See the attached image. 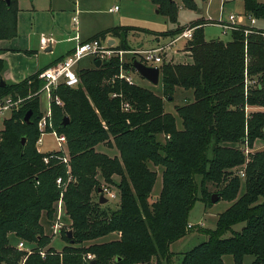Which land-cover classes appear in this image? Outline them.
Listing matches in <instances>:
<instances>
[{"label": "trees", "instance_id": "1", "mask_svg": "<svg viewBox=\"0 0 264 264\" xmlns=\"http://www.w3.org/2000/svg\"><path fill=\"white\" fill-rule=\"evenodd\" d=\"M149 1L170 22H176L173 0ZM180 1L190 8L191 0ZM242 7L264 18V0H242ZM17 11L15 0L9 6L0 0V39L16 34ZM204 24L195 20L188 25L195 28L185 41V61L162 60L157 66L159 95L122 79L111 81L118 72L117 57L101 60L97 67L93 61L90 69L78 68L75 87L59 84L52 90L51 124L65 136L68 170L59 155L34 147L40 116L36 115V95L25 99L12 119L4 121L0 135V264H150L151 257L169 258L168 246L185 234L192 204L200 200L204 206L210 205L212 193L231 203L217 214L215 227L203 232L206 238L182 253L179 264H223V255H230L232 264H242L245 255L251 256L249 264H264V149L245 159L239 148V144L251 146L256 138L264 139V112L244 115L245 105L264 106V47L258 36L243 38L240 31L232 32L226 42L206 41ZM184 27L159 34L172 37ZM129 29L135 28L115 26L91 39L109 33L118 38L115 48L127 50ZM121 65L134 72L130 63ZM3 67L0 59V80ZM39 71L20 82L0 85V97L31 95L40 86ZM244 73L253 81L246 90ZM177 89L190 92V98L174 107L180 128H176V117L164 111L163 102L171 101ZM124 103L127 109L122 108ZM29 109L30 123H20ZM63 116L65 124H61ZM159 135L164 136L162 141ZM22 136L26 137L24 146ZM99 142L114 147L117 155L96 152L94 146ZM149 164L160 168L161 183L151 202L156 171ZM242 167L243 177H239L236 172ZM113 174L119 178L118 203L116 209L107 210L98 198L92 202L89 193L97 189L93 176L112 182ZM67 175L74 178L62 193L71 236L66 237L65 230L61 233L69 246L61 252L46 250L41 257L38 250L48 237L39 218L41 213L52 218L53 203L61 190L55 179L60 177L63 182ZM208 183L216 189H208ZM236 223L242 224L238 230L232 228ZM110 232L117 238L83 245ZM11 237L34 243L30 253L11 245ZM86 253L92 258L86 259Z\"/></svg>", "mask_w": 264, "mask_h": 264}, {"label": "rangeland", "instance_id": "2", "mask_svg": "<svg viewBox=\"0 0 264 264\" xmlns=\"http://www.w3.org/2000/svg\"><path fill=\"white\" fill-rule=\"evenodd\" d=\"M91 1V2H90ZM176 5V22H170L167 17L162 13L158 12L157 6L151 3L149 0H80L79 9L82 10V13L78 15V33L83 36L92 30L93 26H117L118 24L128 25L134 27L135 29H129L125 35L126 43L128 47H147L156 42V39L159 42H166L169 39V35L162 36L159 32L167 31L174 29L175 27H184L188 26L191 22L197 20L198 22L207 23L205 19H225L228 13L234 11H242V0H223V3L220 5L221 0H191L190 8L182 5L180 0H173ZM194 2V3H193ZM116 5L118 10L115 13H110L108 11V7ZM203 18V19H202ZM199 19V20H198ZM180 32V31H179ZM158 33V34H155ZM203 38L208 40H221L223 42L230 40V33L223 32L222 29L215 24H204L202 27ZM156 36V37H155ZM244 47V44H243ZM171 49V50H170ZM166 51V54H163L162 60L170 61V62H183L187 58L183 55H186V43L185 40H179L175 46L171 47ZM176 50V51H175ZM127 54H122V58H125ZM79 68L90 69L92 67V57L87 56L83 58L78 63ZM132 77L136 84L139 86L146 87L150 89L154 94L159 95L161 93L160 83L156 85H151L144 78L139 76L136 72L132 73ZM187 91H182L177 89L170 100L164 99V111L172 113L175 118L176 128H180V120L176 116L174 107L183 103ZM6 96V95H4ZM4 96H1L0 99ZM36 98V115L42 114L46 107L50 108V101L44 97L43 93H39L35 96ZM190 98V97H187ZM170 99V98H169ZM24 102V101H23ZM23 102H21L16 108L10 110L4 115H0V123L2 125V129L4 128L3 123L6 120L12 119V113L18 112L23 106ZM57 106H61L62 104H55ZM251 111H262L264 112V106H253V105H245L244 112L245 116L248 115ZM23 120L20 121V123ZM0 130V135H1ZM21 131V130H20ZM20 132L18 135H21ZM164 136L159 135L158 139L162 141ZM244 146L247 147L248 151L244 153L242 150ZM36 150L49 151L54 153L56 156L61 155L56 152V145L52 135L44 134L42 137V142L37 145L34 144ZM64 154L66 161L63 162L66 165V169L68 170V154H67V145H64ZM239 148L241 152L247 159L249 153H253L254 151H259L264 149V139L256 138L251 146H248L246 143L239 144ZM94 150L98 153H103L109 157H113L117 155V150L114 147H109L104 142H99L94 146ZM54 157V155L52 156ZM62 162V161H61ZM243 166H245V160L243 162ZM150 169H154L156 171V178L153 183V186L150 191V196L148 201L151 202L157 196L160 189V168L154 167L149 164ZM240 169H243L240 168ZM111 181H106L103 177L96 175L93 176L95 187H106L110 190L114 196L108 198L106 195L102 194L103 197L106 198V202L101 203V207H108L107 210L116 209V205L118 203V190L116 184L118 183V176L113 174L111 175ZM74 178L70 175H67L65 180L64 187L59 191L58 198L54 201L53 207L54 212L51 219L46 218L44 213H41L39 222L42 226L43 234L48 237V242L39 248L40 256L46 252V250H52L55 252H61L62 248L65 246H69V244L65 243L63 240L62 230H69L67 226L70 223V220L65 212L64 203L62 200V193L65 190L68 181H72ZM208 189L214 190L216 187L213 184H207ZM101 189V188H100ZM242 190V188H241ZM239 194V193H238ZM238 196V195H237ZM89 197L92 202L96 201L98 198V193L96 190H93L89 193ZM231 202L219 199V197L213 202H210V205L204 206V204L200 200H195L192 204L191 208L187 214V225L185 227V234L173 241L169 244V258L164 259L163 257L154 258L151 257L150 264H155L159 262V264H179L181 259V255L184 251L190 249L194 245L203 241L206 236L203 233L206 230H212L215 227V220L217 214L224 210ZM107 205V206H106ZM58 206V212H57ZM59 214L58 223L60 224L58 230L56 232H52L51 226L53 225L54 220H56V214ZM242 224L236 223L232 228L234 230H238ZM70 231V230H69ZM71 232V231H70ZM224 236L228 235V232L223 233ZM117 234L110 232L103 236L94 238L89 241L83 242V245H89L92 243H103L112 239H116ZM23 242L25 247L31 249L34 246V243L26 242L22 239H16L15 237L10 238L11 245H17L18 242ZM26 255L23 256V260ZM86 259L92 258V254L86 253L84 255ZM251 260L250 255H245L242 260V264H249ZM223 264H232L230 255L222 256ZM23 263V262H22ZM21 263V264H22Z\"/></svg>", "mask_w": 264, "mask_h": 264}, {"label": "built area", "instance_id": "3", "mask_svg": "<svg viewBox=\"0 0 264 264\" xmlns=\"http://www.w3.org/2000/svg\"><path fill=\"white\" fill-rule=\"evenodd\" d=\"M223 3L221 0L220 5ZM116 9V6L113 7ZM207 23L205 24H215L219 26L222 31L229 32L230 34L235 31H240L245 38L248 34L256 35L260 38L262 46L264 47V18L256 17L249 11H246L242 8V11H234L227 14L225 19L213 20V19H205ZM195 26L192 27H184L180 32L175 34L166 42H159L157 41L154 45L148 47H141L137 49H117L114 47V44L107 43L106 39L104 38H93L89 41L85 42H78L72 48L70 52L66 55L57 59L53 63L47 65L43 69H41L38 74L37 78L40 80V86L38 89L33 92L31 95L25 98H12L10 95H6L0 99V115H4L10 110L16 108L21 102L25 101V99L29 98L32 95H38L39 93H43L44 97L47 101L51 100L52 90L59 84H64L68 87H75L79 80L76 74V67L78 62L87 57H92V64L93 61L98 59L100 62L101 60H106L109 57H117L119 61V67L117 74L113 75L110 80L112 81L115 78L124 80L127 84H136L133 77L132 71L126 70L122 68V63H130L132 59H136L145 65H152L158 66L159 63L162 62L163 54H166V51L171 47L175 46L176 43L183 39L188 40L191 38L192 31L194 30ZM245 39H243V44L245 47ZM171 50V49H170ZM123 53H129L131 57L124 61L122 59ZM99 62V63H100ZM135 72V71H134ZM253 81L247 78L246 73H244V90H246L247 86L252 84ZM112 97L116 96L115 93L110 94ZM53 101L55 104H60L59 99L54 96ZM123 109H127L128 106L126 103L122 104ZM50 108L46 107L44 112L40 114L36 121V128L38 131V136L35 140V144L39 145L42 142V137L44 134L52 135L56 149L59 151L61 155H59V159L62 162H65V154H64V145H65V136L63 133H58L51 124V117H50ZM244 153L248 151L247 147L244 146L242 150ZM44 162L47 161V157L42 158ZM239 177H243L242 169H239L237 172ZM55 184L57 187H61V189L65 185V181H61L60 177L55 179ZM101 193L106 195L108 198L114 196V194L108 190L106 187H100ZM58 212V206H57ZM59 214H56V220H54L53 225L51 226L52 232H56L60 226L58 223ZM17 249L27 251V254L30 253V249L25 247L24 243L18 242Z\"/></svg>", "mask_w": 264, "mask_h": 264}, {"label": "crops", "instance_id": "4", "mask_svg": "<svg viewBox=\"0 0 264 264\" xmlns=\"http://www.w3.org/2000/svg\"><path fill=\"white\" fill-rule=\"evenodd\" d=\"M15 1L18 7L16 34L9 39H0V59L4 64L1 79L9 84L20 82L31 73L60 59L70 52L76 43L89 41L93 35L116 26H93L92 30L81 36L77 29L78 15L82 13L79 9L80 0ZM114 6L116 5L108 7L110 13L118 10V7L114 9ZM103 38L109 44H116L118 41L117 36L109 33ZM155 39L157 42V38ZM137 48L141 47L133 46L129 50ZM125 54L126 57L122 59L127 61L131 55ZM78 68L77 65L76 69ZM186 94V97H190L189 91Z\"/></svg>", "mask_w": 264, "mask_h": 264}, {"label": "water", "instance_id": "5", "mask_svg": "<svg viewBox=\"0 0 264 264\" xmlns=\"http://www.w3.org/2000/svg\"><path fill=\"white\" fill-rule=\"evenodd\" d=\"M6 5L9 6L11 3V0H4ZM171 1V0H169ZM99 60L96 59L94 60V66L97 67L99 65ZM131 67L133 68V70L142 78H144L146 81H148L151 85H156L158 83L159 80V69L157 66H152V65H145L143 63H141L140 61L136 60V59H132L131 60ZM0 85L1 86H5L6 83L4 82V80H0ZM169 99V98H168ZM30 115H31V110L29 109L24 117H23V121L25 123H30ZM67 122V118L65 116L62 117L61 119V124H65ZM25 140L26 137L22 136L20 139V142L22 144V146L25 145ZM97 193H98V203H104L106 202V198L103 197V195L101 194V189L100 187H98L96 189ZM219 197L218 194L216 193H212L210 195V202L213 203L217 198ZM66 237L70 238L71 236V232L69 230H66L65 232Z\"/></svg>", "mask_w": 264, "mask_h": 264}]
</instances>
